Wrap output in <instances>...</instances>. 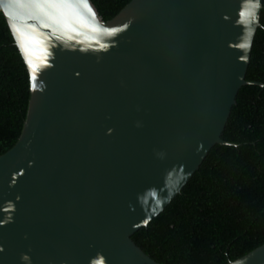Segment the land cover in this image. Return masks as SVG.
I'll list each match as a JSON object with an SVG mask.
<instances>
[{
  "label": "water",
  "instance_id": "95a60500",
  "mask_svg": "<svg viewBox=\"0 0 264 264\" xmlns=\"http://www.w3.org/2000/svg\"><path fill=\"white\" fill-rule=\"evenodd\" d=\"M263 0H0L29 76L0 156V264H158L132 241L222 140ZM228 264H264V244Z\"/></svg>",
  "mask_w": 264,
  "mask_h": 264
},
{
  "label": "trees",
  "instance_id": "16d2710c",
  "mask_svg": "<svg viewBox=\"0 0 264 264\" xmlns=\"http://www.w3.org/2000/svg\"><path fill=\"white\" fill-rule=\"evenodd\" d=\"M103 21L131 0H90ZM264 27V0L260 16ZM246 81L264 85V29L253 42ZM29 76L0 11V156L17 142ZM222 140L170 205L132 241L158 264H228L264 244V88L243 86Z\"/></svg>",
  "mask_w": 264,
  "mask_h": 264
}]
</instances>
